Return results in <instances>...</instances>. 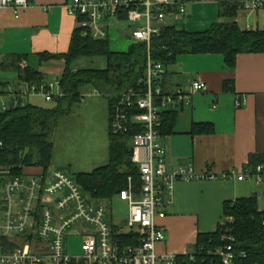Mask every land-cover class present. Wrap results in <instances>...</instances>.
Listing matches in <instances>:
<instances>
[{
	"label": "built area",
	"instance_id": "built-area-1",
	"mask_svg": "<svg viewBox=\"0 0 264 264\" xmlns=\"http://www.w3.org/2000/svg\"><path fill=\"white\" fill-rule=\"evenodd\" d=\"M29 4L30 0H0V9L19 14ZM260 7H264V0H248L243 8ZM186 8L187 0H73L67 6V11L76 17L77 27L85 29L84 35L107 39L110 29L108 25L101 26V22L127 21L131 44L142 43L148 49L139 86L122 93L110 115L114 134L134 132L132 161L139 167L143 184L136 193L129 178L128 187L117 196L128 205L124 225L109 222L107 206L89 202L76 181L60 169L33 167L36 170L29 172V168H24L21 175H13L11 167L0 166V264H179L180 255L156 251L157 244L166 239L156 218L166 214L173 183L198 176L190 168L167 171L160 132L166 111L189 102L193 94L206 92L208 86L197 80L190 94L181 89L167 91V67L153 58L151 44L168 26V19H181ZM1 60L0 55V63ZM20 67L27 68V62L22 60ZM58 85L59 81L40 85L19 81L16 86L4 87L0 79V113L12 106L27 105L34 95L53 101L60 93L54 91ZM235 103L237 107L244 104L241 99ZM201 177L216 178L211 173ZM221 177L262 183L264 161ZM121 235H129L131 242L124 243ZM73 237L81 238L79 254L69 252ZM224 239L227 243L213 252L223 264H234L238 256H246L245 251L235 249L233 236Z\"/></svg>",
	"mask_w": 264,
	"mask_h": 264
},
{
	"label": "crops",
	"instance_id": "crops-1",
	"mask_svg": "<svg viewBox=\"0 0 264 264\" xmlns=\"http://www.w3.org/2000/svg\"><path fill=\"white\" fill-rule=\"evenodd\" d=\"M72 1L30 0L19 14L0 9L3 82L16 86L20 81L13 66L15 57L43 74L45 82L59 81L66 66V60L59 55L69 51L77 27L76 17L67 11ZM181 19L179 29L205 30L220 21L219 0H187L186 15ZM178 20L168 19V25L177 26ZM236 20L242 30L264 31V7L242 8ZM43 53L55 57L43 61ZM197 80L204 81L208 90L193 94L189 102L172 110V133L161 139L167 171L190 168L198 177L173 183L166 214L156 218L166 234V239L156 246L159 254H189L200 233L216 231L224 223V203L247 197L243 195L248 180L221 176L245 168L253 155H264V53L239 54L234 68H229L219 54H182L167 67L164 87L190 94ZM226 82L230 90L224 89ZM34 96L29 97L30 102ZM236 99L244 104L237 107ZM197 123L211 124L213 131L193 134ZM207 173L216 178L201 177Z\"/></svg>",
	"mask_w": 264,
	"mask_h": 264
},
{
	"label": "trees",
	"instance_id": "trees-1",
	"mask_svg": "<svg viewBox=\"0 0 264 264\" xmlns=\"http://www.w3.org/2000/svg\"><path fill=\"white\" fill-rule=\"evenodd\" d=\"M189 1V0H188ZM248 0H219L220 21L200 31L179 29L176 25L163 28L159 36L153 38L151 54L155 60L166 67L175 64L182 54H219L224 57L229 68H234L236 59L242 53H264V31L242 30L237 22V14ZM123 18V16H122ZM84 28L76 27L70 49L59 55L66 60V66L59 79L60 93L53 107L32 104L12 106L0 113V166L11 167L13 175H21L24 168H51L54 144L51 140L62 118L71 114L73 107L83 101L86 87L95 89L111 108L118 97L133 87H137L144 75L148 49L145 44L133 43L124 52L112 51L109 38L95 39L84 35ZM55 56L43 53L41 60ZM103 57L107 60L105 68L75 66L81 58ZM21 57L14 58L18 80L30 84L45 83V77L38 71L27 67L22 69ZM166 77V76H165ZM2 86L6 84L0 77ZM229 82L224 84L230 90ZM111 119V117H109ZM175 113L166 111L161 128V136L172 133ZM213 126L197 123L193 134L210 133ZM116 135L109 123V162L90 173L81 172L72 177L86 197L99 203L112 205L121 190L129 185V178L136 193L141 191L142 179L139 167L132 161L131 136ZM264 161V155H253L249 165ZM90 198H88L89 202ZM97 202V203H98ZM231 219V221H228ZM226 236H233L234 247L245 251L246 256H238L234 264H264V211L260 210L256 196L240 197L224 203V223L216 231L200 233L193 251L179 256V264H223L213 252L227 243ZM124 243L131 242L129 235H121ZM194 260H191V257Z\"/></svg>",
	"mask_w": 264,
	"mask_h": 264
},
{
	"label": "rangeland",
	"instance_id": "rangeland-1",
	"mask_svg": "<svg viewBox=\"0 0 264 264\" xmlns=\"http://www.w3.org/2000/svg\"><path fill=\"white\" fill-rule=\"evenodd\" d=\"M182 19L177 21V28H181ZM108 25L110 29V47L113 51H127L132 43L128 36L130 26L127 21L111 19ZM189 30V29H188ZM77 68H105L107 60L103 57L81 58L75 63ZM53 79L50 82H55ZM60 92V87L54 90ZM84 100L76 104L70 115L62 118L59 125L52 133L51 140L54 144V155L51 169H60L74 177L77 173H90L96 168L109 162V108L107 101L92 87L83 90ZM36 97V98H34ZM31 98V103L42 107H53L52 101H45L41 96ZM243 196H256L260 210L264 211V182L249 181L244 184ZM87 198H90L88 196ZM97 203L96 200H91ZM99 203V202H98ZM109 222L126 224L128 218V205L116 198L112 205H107ZM231 221V219H228ZM71 254L81 253V238L70 239Z\"/></svg>",
	"mask_w": 264,
	"mask_h": 264
}]
</instances>
